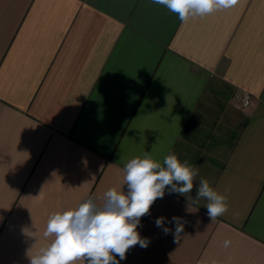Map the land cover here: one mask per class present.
<instances>
[{
  "label": "crops",
  "instance_id": "obj_1",
  "mask_svg": "<svg viewBox=\"0 0 264 264\" xmlns=\"http://www.w3.org/2000/svg\"><path fill=\"white\" fill-rule=\"evenodd\" d=\"M146 151L199 174L165 189L120 264H264V0L187 23L152 0H0V264H30L52 214L127 191ZM201 178L227 198L213 222ZM161 216L186 221L179 243Z\"/></svg>",
  "mask_w": 264,
  "mask_h": 264
},
{
  "label": "clouds",
  "instance_id": "obj_2",
  "mask_svg": "<svg viewBox=\"0 0 264 264\" xmlns=\"http://www.w3.org/2000/svg\"><path fill=\"white\" fill-rule=\"evenodd\" d=\"M237 2L152 0L153 4L162 5L176 14L182 23L215 10L232 8ZM123 171L127 191L109 189L104 193L103 203L90 196L75 209L52 214L43 236H54V240L42 248L40 254L31 257L30 264H73L78 259L86 264H120L131 247L139 245L146 248L150 243L148 238L141 237L137 228L141 224V217L149 214L153 203L164 197L165 189L170 194L185 196L191 193L194 179L199 174L198 168L188 161L181 162L174 153H169L160 163L147 151L143 158L128 161ZM202 198L208 201L204 207L212 222L227 212V198L210 187L208 180L203 178L197 184L192 203H198ZM167 222L174 224V230L165 226L166 218L163 216L156 218L155 225L165 235L171 232L174 242L179 243L186 221L173 216ZM230 244V240L224 241L225 248Z\"/></svg>",
  "mask_w": 264,
  "mask_h": 264
},
{
  "label": "built area",
  "instance_id": "obj_3",
  "mask_svg": "<svg viewBox=\"0 0 264 264\" xmlns=\"http://www.w3.org/2000/svg\"><path fill=\"white\" fill-rule=\"evenodd\" d=\"M233 99L239 103L242 107L247 108L251 104V96L250 94L243 89H236L233 95ZM80 260V259H79ZM84 262L83 260H81ZM86 264V262H84Z\"/></svg>",
  "mask_w": 264,
  "mask_h": 264
}]
</instances>
